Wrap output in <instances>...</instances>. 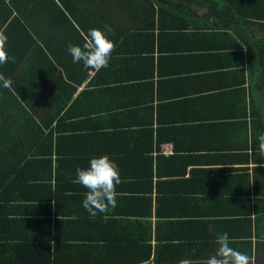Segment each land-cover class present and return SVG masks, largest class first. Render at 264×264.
I'll return each instance as SVG.
<instances>
[{"label": "crops", "instance_id": "0c3cea01", "mask_svg": "<svg viewBox=\"0 0 264 264\" xmlns=\"http://www.w3.org/2000/svg\"><path fill=\"white\" fill-rule=\"evenodd\" d=\"M214 1H181L194 16L188 29L164 28L158 33L161 43L154 40L152 45L150 40L159 88L144 97L147 105L140 106L138 99L137 108L127 114L112 112L83 139L74 141L79 122L62 133L68 141L54 159L78 168L90 156L107 155L118 164L116 208L91 216L82 204L87 190L71 176L57 183L53 174L49 185L53 190L58 185V197L52 194L50 200L34 203L50 209L41 215L44 209H35L38 217H30L41 224L29 250L57 238L77 243L72 237H82L93 247H105L99 254L116 259L109 264H179L182 259L204 264L216 253L217 234L226 232L231 247L254 264H264V152L258 141L264 134V99L259 71L243 39L216 29L218 10L230 4L218 0L216 9ZM233 2L250 5L256 13L260 24L249 31L250 43L264 39V0ZM231 15L225 20L233 19ZM71 35L72 29L68 40ZM106 80L108 88L115 84ZM86 83L77 87L73 100ZM162 144L172 145L173 153L154 155ZM209 224L215 231H208ZM148 251L149 260L139 261ZM42 262L35 257L32 264Z\"/></svg>", "mask_w": 264, "mask_h": 264}, {"label": "trees", "instance_id": "16d2710c", "mask_svg": "<svg viewBox=\"0 0 264 264\" xmlns=\"http://www.w3.org/2000/svg\"><path fill=\"white\" fill-rule=\"evenodd\" d=\"M181 1L185 2L0 0V30L8 37V55L15 58V63L0 65V73L13 81L9 88L0 83V264H32L35 257L41 258L42 264H109L116 260L100 255L99 249L105 253V247H93L82 237H72L77 243L57 238L53 244H36L29 250V243L38 240L33 235L35 227L41 224L39 219L30 217L49 214L48 206L34 203L48 201L52 194L58 197V185L54 190L49 185L53 174L56 182L67 176L76 177L77 168L70 167L73 164L63 158L54 159L68 141L62 133L79 122L81 130L74 141L83 139L85 132L95 130L112 112L127 114L137 108L138 99L140 106L147 105L144 97L159 88V82L153 79L157 63L154 49L150 52V40L152 45L154 40L161 43L158 33L164 28L188 29L194 16L184 10ZM227 1V10H218L215 16L220 19L216 29L236 33L243 39L249 60L257 62L264 99V39L250 43L247 37L260 23L254 19L256 13L250 5L244 3V8ZM213 4L218 9V0ZM227 13H232L233 19L225 20ZM105 26L113 30L106 34L115 42V51L109 66L92 75V70L85 69L82 63H73L68 46L82 45V34L93 28L103 31ZM119 37H123V46L116 44ZM130 45L136 48L129 49ZM107 77L115 83L111 88L107 87ZM85 82L73 100L77 87ZM90 158L78 168L88 167L86 161ZM54 161L58 163L53 165ZM35 209L44 211L34 215ZM149 257L148 251L139 261Z\"/></svg>", "mask_w": 264, "mask_h": 264}, {"label": "clouds", "instance_id": "9594fccd", "mask_svg": "<svg viewBox=\"0 0 264 264\" xmlns=\"http://www.w3.org/2000/svg\"><path fill=\"white\" fill-rule=\"evenodd\" d=\"M110 26L100 29H89L82 34L84 43L82 45H69L68 51L72 56L73 63H82L85 69H91V74L102 68H107L115 51V42L108 38V32H112ZM7 35L0 30V65L15 58L8 55L6 44ZM0 83L4 88H9L13 81L5 78L0 73ZM259 147L264 152V134L258 136ZM173 147L170 144H162L157 147L154 155H171ZM73 183L85 188V198L82 202L84 209L93 217L98 213L107 214L117 206V186L121 184V174L118 164L109 156L93 157L86 168H77ZM209 232L215 231L214 225L209 224ZM218 248L216 253L206 259L204 264H254L253 258L247 254L231 247L228 233H218L216 237ZM179 264H192L189 259L180 260Z\"/></svg>", "mask_w": 264, "mask_h": 264}]
</instances>
